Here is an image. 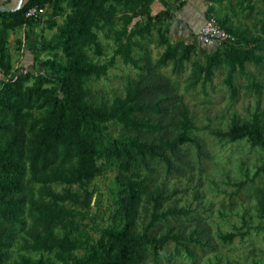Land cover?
Instances as JSON below:
<instances>
[{
	"label": "trees",
	"instance_id": "obj_1",
	"mask_svg": "<svg viewBox=\"0 0 264 264\" xmlns=\"http://www.w3.org/2000/svg\"><path fill=\"white\" fill-rule=\"evenodd\" d=\"M204 1L208 4L205 18L215 17V6L224 3L234 10L231 0ZM260 1L264 7V0ZM6 2L0 0V7L9 8ZM154 2L26 0L18 9L0 12V264L9 261L22 233L30 240L27 251L67 257L66 264H160V250L169 243L174 244L176 255L188 250L180 235L160 234L158 224L164 217L160 199L150 198V192L158 165L167 175L177 177L190 169L185 145L194 147L197 159L205 157L202 143L192 136L188 109L161 72L170 65L174 74H180L196 47L183 41L172 44L162 30L166 22L181 23L171 10H180L185 1L173 0L176 6L171 7L165 2L163 10L151 14ZM32 7L44 13L36 19L26 18V11ZM66 8L69 13L56 39L46 41L42 37L40 47L41 52H60L65 62L50 74L34 71L32 66L15 81H5L13 71L9 36L22 27L30 28L49 10L55 16ZM250 9H245L247 14ZM215 19L232 39L201 64H195L192 83H211L216 70L225 67L223 82L235 95L234 78L247 74V64H263L264 21L259 20L256 35L245 30L235 35L228 16ZM53 26L48 24L49 29ZM99 33L111 34L115 42L112 57L102 64L93 60L103 52ZM154 35L164 48L156 62H152L147 48ZM116 59L136 69L137 79L123 96L97 101L89 83L105 77ZM107 124L118 125L122 135L105 139ZM214 135L231 142L246 139L264 150L257 118L244 124L234 121L225 133ZM107 163L115 165L120 225L104 230L97 246H92L86 256L73 257L78 245L70 235L79 232V220L87 217L92 207L88 186ZM257 173L264 177V167ZM57 186L59 191L53 189ZM35 188L40 190L37 198ZM144 197L150 199L152 213L146 227L139 230ZM166 214L175 218L181 211ZM27 217L33 226H27ZM234 237L228 234L220 239L231 243ZM45 263L53 264L50 260L40 262Z\"/></svg>",
	"mask_w": 264,
	"mask_h": 264
},
{
	"label": "rangeland",
	"instance_id": "obj_2",
	"mask_svg": "<svg viewBox=\"0 0 264 264\" xmlns=\"http://www.w3.org/2000/svg\"><path fill=\"white\" fill-rule=\"evenodd\" d=\"M6 1L5 6L14 8L19 0ZM241 1L231 0L234 10L225 3L215 6L214 16L219 20L228 16L235 35L242 34L244 30L256 35L260 28L259 20L264 21V7L260 0H243L239 6ZM169 6L176 5L170 1ZM245 9L251 12L247 14ZM150 11L151 14L160 11V0H155ZM68 13L66 8L53 16L49 10L30 28L22 27L9 36L8 51L13 59V69L23 67L28 71L34 66V71L43 70L50 74L56 65L65 62L60 52H41L40 47L42 37L46 41L56 39ZM50 22L54 23L51 29L48 28ZM168 25L166 22L162 30L170 43L183 41L196 47L195 55L184 63L180 74H174L170 65L162 68L161 72L169 78L180 102L188 109L193 124L192 136L202 143L205 157L197 159L194 147L187 144L185 148L191 167L183 177L167 175L160 165L157 166L150 198L160 199V214L164 216L158 224L160 234L180 235L183 245L188 248L176 255L174 244L169 243L160 250V264H264V177L257 173L264 167V150L246 139L231 142L214 135L216 132L225 133L234 121L244 124L257 118L264 136V61L259 67L247 64V74L234 78L235 95L223 82L225 67L216 70L211 83L204 86L193 84L195 64H201L218 48L202 47L196 43L198 31L192 34L183 28V34H180V29L175 30ZM26 35H29L28 39ZM17 40L21 41L19 45ZM99 41L103 52L93 60L102 64L112 57L115 42L108 33H99ZM147 48L152 62L160 58L164 49L160 47L157 35L153 36ZM137 74L136 69L116 59L105 77L89 83L93 98L110 101L115 96H123L125 89L137 79ZM121 135L118 125L107 124L105 139ZM115 174L113 163L104 164L101 173L89 184L92 207L87 217L79 220V232L70 235L78 245L73 257L86 256L92 246H97L104 230L119 227L116 215L119 188ZM53 189L59 191L61 187ZM39 191V188L34 189L35 198L39 197ZM170 210L181 211V215L170 217L166 214ZM151 213L152 203L144 197L137 223L139 230L146 227ZM26 222L28 227L34 225L30 217ZM228 234L235 236L231 243L220 239ZM29 241L26 234H20L6 264H40L47 260L53 264L68 263L67 257L59 259L54 254L27 251Z\"/></svg>",
	"mask_w": 264,
	"mask_h": 264
},
{
	"label": "built area",
	"instance_id": "obj_3",
	"mask_svg": "<svg viewBox=\"0 0 264 264\" xmlns=\"http://www.w3.org/2000/svg\"><path fill=\"white\" fill-rule=\"evenodd\" d=\"M185 1V0H182ZM44 13V10L37 7H32L28 9L25 13V17L28 19H36ZM182 25H178V29L183 30ZM232 39V35L227 33L224 29L220 27L215 17L210 16L204 20V23L196 34L195 42L202 47L208 48H219L225 42ZM27 69L23 67H18L13 69L12 74L4 78L5 81H15L18 76L25 75Z\"/></svg>",
	"mask_w": 264,
	"mask_h": 264
},
{
	"label": "crops",
	"instance_id": "obj_4",
	"mask_svg": "<svg viewBox=\"0 0 264 264\" xmlns=\"http://www.w3.org/2000/svg\"><path fill=\"white\" fill-rule=\"evenodd\" d=\"M170 1L173 0H160V11L164 9V3H169ZM157 5L156 8L158 7ZM206 8L207 4L204 0H198L197 2L195 0H185V4L180 10H171V12L175 13L177 18L181 19V23L176 24L175 22H168V26L178 30V25H182L186 28L185 31L188 33L194 34L196 31L199 32L205 20L204 13ZM196 15L199 16L197 17ZM179 32L183 34L182 31Z\"/></svg>",
	"mask_w": 264,
	"mask_h": 264
},
{
	"label": "water",
	"instance_id": "obj_5",
	"mask_svg": "<svg viewBox=\"0 0 264 264\" xmlns=\"http://www.w3.org/2000/svg\"><path fill=\"white\" fill-rule=\"evenodd\" d=\"M21 4H22V0H19L13 10L18 9L21 6ZM10 10H12V9L0 7V12L10 11Z\"/></svg>",
	"mask_w": 264,
	"mask_h": 264
}]
</instances>
